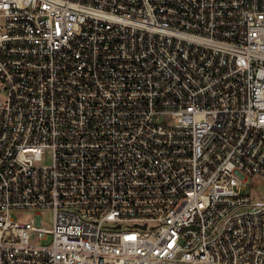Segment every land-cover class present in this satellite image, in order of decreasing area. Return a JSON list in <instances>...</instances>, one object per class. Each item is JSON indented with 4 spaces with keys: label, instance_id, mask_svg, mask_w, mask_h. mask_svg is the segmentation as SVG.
<instances>
[{
    "label": "built area",
    "instance_id": "built-area-1",
    "mask_svg": "<svg viewBox=\"0 0 264 264\" xmlns=\"http://www.w3.org/2000/svg\"><path fill=\"white\" fill-rule=\"evenodd\" d=\"M253 176L264 0H0V264H264Z\"/></svg>",
    "mask_w": 264,
    "mask_h": 264
},
{
    "label": "rangeland",
    "instance_id": "rangeland-1",
    "mask_svg": "<svg viewBox=\"0 0 264 264\" xmlns=\"http://www.w3.org/2000/svg\"><path fill=\"white\" fill-rule=\"evenodd\" d=\"M255 182H257V188L264 191V178L260 177V176H253L252 179ZM255 186V184H254ZM11 216L16 219V220H20V221H27L30 218H33L34 215L37 212H40L42 214L43 217V221L45 223V225H47L48 227L53 226V222H54V213L52 209H48V208H22V209H11Z\"/></svg>",
    "mask_w": 264,
    "mask_h": 264
}]
</instances>
